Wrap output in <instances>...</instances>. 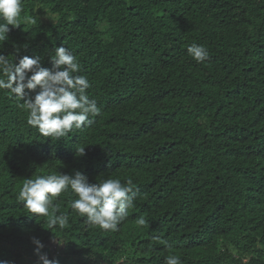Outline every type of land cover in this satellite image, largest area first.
<instances>
[{
	"label": "trees",
	"instance_id": "1",
	"mask_svg": "<svg viewBox=\"0 0 264 264\" xmlns=\"http://www.w3.org/2000/svg\"><path fill=\"white\" fill-rule=\"evenodd\" d=\"M22 8L3 54L39 55L51 68L50 55L65 47L100 113L58 140L43 137L23 101L0 90V264H41L33 238L55 264H165L169 255L264 264V0H22ZM192 44L208 59L197 63ZM74 171L92 183L132 179L134 207L118 231L73 212L70 189L49 209L69 216L63 229L17 199L27 179Z\"/></svg>",
	"mask_w": 264,
	"mask_h": 264
},
{
	"label": "clouds",
	"instance_id": "2",
	"mask_svg": "<svg viewBox=\"0 0 264 264\" xmlns=\"http://www.w3.org/2000/svg\"><path fill=\"white\" fill-rule=\"evenodd\" d=\"M22 11V0H0V90H9L23 101L19 106L28 113L29 125L37 128L43 137L58 140L90 123L89 117L99 115L100 108L89 98L87 90L91 84L86 76L76 75L80 65L65 47L54 49V55H50L51 68L42 65L39 55L23 56L13 62L3 54L2 45L7 42L11 30L19 28ZM24 19L34 23L30 17ZM187 52L197 63L209 57L203 45L192 44ZM75 155L83 157L85 148H78ZM132 185V179L122 183L109 178L92 183L80 171L61 172L27 179L17 199L24 202L30 213L48 217L49 228L58 225L63 229L69 223V216L50 214L49 209L55 198L70 189L77 197L70 202L73 212L86 216L85 222L90 226L115 232L126 219L127 210L134 207ZM137 223L143 226L146 221L140 218ZM32 242L37 246L41 264H55L46 254H40L43 244L39 239L33 238ZM165 264H181V261L176 255H169Z\"/></svg>",
	"mask_w": 264,
	"mask_h": 264
},
{
	"label": "rangeland",
	"instance_id": "3",
	"mask_svg": "<svg viewBox=\"0 0 264 264\" xmlns=\"http://www.w3.org/2000/svg\"><path fill=\"white\" fill-rule=\"evenodd\" d=\"M61 246L56 241H53L50 247V254L51 255H58L61 252ZM121 264V263H120Z\"/></svg>",
	"mask_w": 264,
	"mask_h": 264
}]
</instances>
